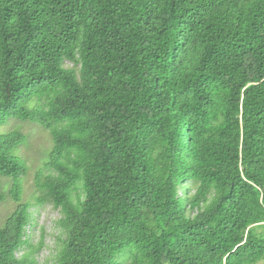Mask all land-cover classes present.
Segmentation results:
<instances>
[{"label": "trees", "instance_id": "16d2710c", "mask_svg": "<svg viewBox=\"0 0 264 264\" xmlns=\"http://www.w3.org/2000/svg\"><path fill=\"white\" fill-rule=\"evenodd\" d=\"M11 118L51 137L50 264H264V0H0ZM23 139L0 131V264L43 246Z\"/></svg>", "mask_w": 264, "mask_h": 264}, {"label": "rangeland", "instance_id": "374dc122", "mask_svg": "<svg viewBox=\"0 0 264 264\" xmlns=\"http://www.w3.org/2000/svg\"><path fill=\"white\" fill-rule=\"evenodd\" d=\"M66 64L69 65L70 62H66ZM12 130L18 131L24 137L15 153L23 158L27 167L25 174L21 176V183L23 185V200L33 204L30 208L33 215V226L29 228L31 243L36 245L40 239L43 241V246L35 256L39 264H50L55 251L56 236L59 233L56 220L60 214L49 202L39 205H34V202L35 195L38 194L35 178L38 172L45 173L47 171L44 163L47 161L48 152L52 146L51 137L37 122L11 118L0 126L2 132ZM9 184L10 178L0 177V225L16 205L8 193ZM256 264H262V261Z\"/></svg>", "mask_w": 264, "mask_h": 264}]
</instances>
